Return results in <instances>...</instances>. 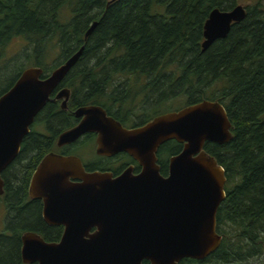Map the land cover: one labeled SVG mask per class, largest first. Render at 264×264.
Returning <instances> with one entry per match:
<instances>
[{"label": "trees", "instance_id": "trees-1", "mask_svg": "<svg viewBox=\"0 0 264 264\" xmlns=\"http://www.w3.org/2000/svg\"><path fill=\"white\" fill-rule=\"evenodd\" d=\"M109 1L0 0V69L13 61L7 53L9 45L17 41L24 44L23 62L11 64L15 75L0 90V96L29 68L28 64L48 76L83 46L77 62L60 83L71 94L70 110L98 106L125 126L145 123L203 100L220 103L231 124L232 138L221 145L207 142L204 150L223 168L226 180L225 199L216 212L221 243L203 260L183 259L178 264L242 263L264 258L261 0L247 6L243 20L233 23L228 34L205 51L201 43L209 13L214 9L229 11L238 0ZM93 22L97 25L85 38ZM50 54H56L57 61L46 71L44 59ZM46 110L61 114L55 128L48 125L53 127V137L71 126L72 118L65 119L64 112L52 104ZM140 112L146 117L126 120L119 116ZM181 149L182 144L176 141L159 147L156 158L162 176L167 175L169 158ZM48 151L40 142L32 163L22 171L26 183ZM11 168L13 165L2 173L7 194L18 191L9 178ZM33 216L39 226L20 222L0 233V264H22L19 238L24 232L32 231L46 242L54 241L50 228L44 226L37 213Z\"/></svg>", "mask_w": 264, "mask_h": 264}, {"label": "water", "instance_id": "water-1", "mask_svg": "<svg viewBox=\"0 0 264 264\" xmlns=\"http://www.w3.org/2000/svg\"><path fill=\"white\" fill-rule=\"evenodd\" d=\"M244 17L245 8L239 5L229 11L212 10L203 26L202 51ZM96 25L91 24L85 38ZM83 48L46 77L40 68L23 70L0 96V195L1 173L18 155L34 118ZM68 96L67 89L57 93L61 109H66ZM73 114L80 122L58 136L59 147L94 133L97 155L126 153L141 170L133 175L128 168L113 178L109 173L85 172L75 156L45 155L31 176L28 193L42 201L45 223L63 224L64 231L58 243L24 233L23 263L178 264L183 259L203 260L219 247L216 212L225 199L226 180L204 145H221L232 138L220 103L203 100L130 129L98 106L81 107ZM168 141L182 144V149L169 158L167 175L162 176L156 153Z\"/></svg>", "mask_w": 264, "mask_h": 264}, {"label": "flooded vegetation", "instance_id": "flooded-vegetation-1", "mask_svg": "<svg viewBox=\"0 0 264 264\" xmlns=\"http://www.w3.org/2000/svg\"><path fill=\"white\" fill-rule=\"evenodd\" d=\"M62 89L63 88L59 84L56 87V89L53 91V93L50 95V100L45 104V106L39 111L37 116L34 118L33 123L29 127L28 134H26L23 140L21 141L18 155L6 167V169H8L11 165H13V168L9 170L10 171L9 178L12 181L11 183L13 187L17 188L18 191L11 192L10 194H7L4 192L5 181L3 179L2 173L6 171V169L1 173V179L3 182V193L0 195V205H3L5 208V215L3 219L4 230H6L8 226L11 227V226H16V225H21L20 222L26 223L25 225L29 227L39 226L40 224L35 221L36 219L33 216L37 213L40 220L43 222L44 226L50 228V233L54 241L49 242V243H58L60 241L61 236L64 231V225L63 224L48 225L45 223L42 217V208H43L42 201L40 199H31L29 197L28 187H29L31 176L34 170L36 169L37 165L41 161V159L47 154L52 153V154H58L62 156H75L80 159L79 150L86 143H90V141H92V144L91 143L90 144L93 145L94 153H95V148H96V145H95L96 135L94 133L84 134L83 136L78 138L73 143H70L64 146L59 147L57 145L58 136L62 132L57 134L56 137H53L52 128L53 127L55 128V126L58 125L56 122V118L58 116H61V114L59 112L52 113L50 110H46V106L49 104H52L55 108H58L60 111L64 112L66 116L65 119L72 118V123L70 124L71 126H68L67 129H65L64 131L74 127L80 122L81 118H76L75 115L73 114L76 109L81 108V107L91 106V105H85V106L77 107L74 110H70L69 101L71 100V94L69 93L67 107L66 109H61L60 104L62 100L56 99V95ZM105 113L107 116L114 119V117L112 115H109L106 111ZM119 116H121L122 118H125L126 120L128 119L139 120V119H143L146 117V115H144V113H141V112L140 114L137 113V115H134L133 113H131L130 115H119ZM145 123H136V124L131 123L128 125L126 124L125 126L121 124L120 125L123 128L130 129V128L142 126ZM50 124L53 126L51 129L48 127V125ZM64 124H66V122ZM38 138H40L41 141H39ZM40 142L43 145H45L47 149L49 148V151L38 161L37 165L34 167V170L32 171L28 179V182L26 183L24 172L22 171H24L29 166V164L32 163V158L35 155L33 154V152L37 150V147L40 144ZM77 149L79 152L77 151ZM95 155H96V158L92 162L86 163V162L81 161L80 159L82 167L85 172L87 173H93V172L109 173L111 174L113 178H116L128 168H131V173L133 175L138 174L141 170L137 162H135L129 155L123 152L110 156V157L99 156L96 153ZM19 172H22L20 176H18ZM71 182L77 183V184L80 183L77 180H72ZM24 183L26 184L24 185ZM25 188H26V192H23ZM27 232H32V231H27ZM27 232H24V233H27ZM24 233H22V235ZM21 236L19 238L20 248H21ZM19 256L21 259L20 251H19ZM22 264H25V263L22 262ZM33 264H36V263H33Z\"/></svg>", "mask_w": 264, "mask_h": 264}, {"label": "rangeland", "instance_id": "rangeland-1", "mask_svg": "<svg viewBox=\"0 0 264 264\" xmlns=\"http://www.w3.org/2000/svg\"><path fill=\"white\" fill-rule=\"evenodd\" d=\"M257 1L260 0H238L237 5L246 8L247 6H251L255 4ZM263 6H264V0H261ZM24 50V44L21 41L13 42L12 44L9 45L7 49L8 56L11 58L12 63H10L6 68L4 67L3 69H0V78H5L4 80L0 81V90H3L8 84L10 83L11 79L15 75V66L17 63L20 65L23 62V53L22 51ZM22 57V58H20ZM15 59L17 61H15ZM57 61V55L56 54H50L49 57L44 59V68L49 70L53 63ZM14 62V63H13ZM15 66H12V65ZM9 66H12L11 68ZM29 67H32L33 64H28ZM9 67V68H8ZM182 105V103H180ZM179 104L175 105V107H178ZM78 151V149H77ZM80 151V152H79ZM79 157L81 161L83 162H92L95 160L96 155L94 153L93 145L90 143H86L80 150H79ZM20 173V172H19ZM5 215V208L3 205H0V233L4 231V225H3V219ZM264 263V258L263 257H254L247 262H242V263H233V262H228V263H222V264H263Z\"/></svg>", "mask_w": 264, "mask_h": 264}, {"label": "bare ground", "instance_id": "bare-ground-1", "mask_svg": "<svg viewBox=\"0 0 264 264\" xmlns=\"http://www.w3.org/2000/svg\"><path fill=\"white\" fill-rule=\"evenodd\" d=\"M37 68V67H36ZM91 106H94V105H91Z\"/></svg>", "mask_w": 264, "mask_h": 264}]
</instances>
